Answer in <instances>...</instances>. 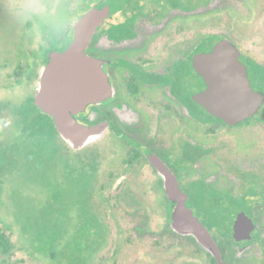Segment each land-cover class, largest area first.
<instances>
[{"label": "flooded vegetation", "instance_id": "obj_1", "mask_svg": "<svg viewBox=\"0 0 264 264\" xmlns=\"http://www.w3.org/2000/svg\"><path fill=\"white\" fill-rule=\"evenodd\" d=\"M103 7L84 48L98 87L72 115L99 130L78 149L90 150L87 166H74L99 203L108 200L97 185L111 191L110 208L82 200L81 219L104 239L88 240L87 250L83 240L79 253L94 264L113 230L112 264H264V0H84L82 14ZM75 22L52 37L40 23L18 61L29 92L22 107L52 124L34 100L50 53L67 47ZM36 35L41 55L32 58ZM221 41L237 51L256 95L241 118L198 100L206 83L196 57ZM100 156L109 166L102 175Z\"/></svg>", "mask_w": 264, "mask_h": 264}, {"label": "rangeland", "instance_id": "obj_2", "mask_svg": "<svg viewBox=\"0 0 264 264\" xmlns=\"http://www.w3.org/2000/svg\"><path fill=\"white\" fill-rule=\"evenodd\" d=\"M84 0H0V145L7 144L0 163V227L9 237L13 248L7 254L0 251V264H70L82 241L92 235V222L81 219L83 196L78 174H70L71 165L87 166L90 150H72L59 136L49 134V123L40 124L37 131L23 123L21 106L29 97L24 76L14 70L25 47V34L60 31L61 26L76 21L82 14ZM39 37L29 44L30 57H38ZM23 48V50L21 49ZM23 55V56H22ZM56 139V141H54ZM88 154V155H87ZM99 154V153H98ZM84 156V157H83ZM101 175L108 170V157L101 162ZM82 161V162H80ZM72 176V177H71ZM104 184V183H103ZM102 184V185H103ZM101 191L107 205L97 196L89 200L110 208L109 189ZM94 196V197H93ZM88 201V199H86ZM90 203V202H88ZM92 212V208L85 210ZM111 234L106 237L94 264H112L109 259ZM104 231L97 233L94 244L102 240ZM94 239V238H93ZM66 247V248H65ZM68 255V258L65 255ZM101 257V260L99 259ZM123 264V263H119Z\"/></svg>", "mask_w": 264, "mask_h": 264}, {"label": "water", "instance_id": "obj_3", "mask_svg": "<svg viewBox=\"0 0 264 264\" xmlns=\"http://www.w3.org/2000/svg\"><path fill=\"white\" fill-rule=\"evenodd\" d=\"M107 14V7L91 8L82 14L73 24L70 43L64 50L50 53L41 71L34 102L52 116L60 138L73 150L100 134L96 127L80 124L72 114L95 96L98 85H93L92 76L88 75L93 61L84 54V48L96 24ZM195 63L206 83L198 100L211 112L225 118H241L254 108L256 95L234 47L221 41L211 52L197 55ZM191 232L201 239L198 230L193 228Z\"/></svg>", "mask_w": 264, "mask_h": 264}, {"label": "trees", "instance_id": "obj_4", "mask_svg": "<svg viewBox=\"0 0 264 264\" xmlns=\"http://www.w3.org/2000/svg\"><path fill=\"white\" fill-rule=\"evenodd\" d=\"M14 74L17 77H20L23 74V68L20 65H18L16 67V69L14 70ZM22 106H21V115L23 116V123L25 125H28V127H29L30 130L37 131L38 128H39V126H40V124L43 123V122H46V123H49V128H48L49 129V131H48L49 134L51 132L53 135L59 136L58 132L54 128V126H53V124H52L51 121H47L43 115L38 114L37 112L32 111L30 109L28 110V108H24ZM60 139L61 138L59 136V140ZM54 141H56V139ZM56 142H58V141H56ZM7 146L8 145L7 144H4V143L2 145H0V163L3 160V157H2L3 151L9 149V148H7ZM74 167H75L74 165H71L70 166V168H69L70 173H71V170L74 171ZM79 180H80V178H79ZM2 183L3 182H2V179L0 177V191H1V188H2ZM80 184L82 186H79L78 191L81 192L84 200L89 199L88 197H90L93 194H92L91 187L89 188L88 181L87 180H84V181L81 180V183ZM85 184H88V185H85ZM95 238L96 237H94L93 232H92V235L91 236H89L88 238L84 239V241H85V247H86L85 249L86 250H87V248L90 249V247H89L90 245H87L88 243H86V242H89L90 240L92 242H94ZM12 248H13V245H12L9 237L6 235V233L0 227V251L3 252L4 254H7V253H9L11 251ZM79 251H80V248H79ZM79 251L76 253V256H75L77 262L71 261L70 264H91V263H89L86 260V258H83L81 252L79 253ZM65 257L68 258V255L66 254Z\"/></svg>", "mask_w": 264, "mask_h": 264}]
</instances>
